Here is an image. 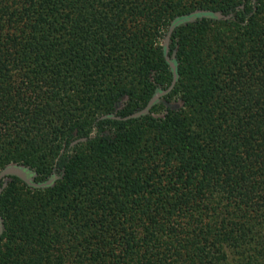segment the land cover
Listing matches in <instances>:
<instances>
[{
  "label": "trees",
  "instance_id": "obj_1",
  "mask_svg": "<svg viewBox=\"0 0 264 264\" xmlns=\"http://www.w3.org/2000/svg\"><path fill=\"white\" fill-rule=\"evenodd\" d=\"M10 164L0 264H264V0H0Z\"/></svg>",
  "mask_w": 264,
  "mask_h": 264
},
{
  "label": "water",
  "instance_id": "obj_2",
  "mask_svg": "<svg viewBox=\"0 0 264 264\" xmlns=\"http://www.w3.org/2000/svg\"><path fill=\"white\" fill-rule=\"evenodd\" d=\"M198 13H200L201 15L207 14V12H204V11L203 12H197L195 14H198ZM195 14H194V17H195ZM215 16L217 18H220L219 13H215ZM192 19H194V18H192ZM174 27H175V24H173L169 27L168 33L166 34L165 41H164L165 60L167 61L168 65L171 69V72H172L171 84L165 89L158 88L156 90V92L154 93V95L149 99V101L147 102L145 107L143 109L139 110L138 112L130 114L124 118L116 117L113 114L105 115V116H102L101 118H112V119H123V120L139 118L141 116L149 114L150 109L156 103H158L164 96H166L167 94H169L171 92V90L173 89V87L177 81V73H176L177 66L175 63V59L173 56L168 55L170 36H171V33H172ZM80 141H84V139L76 140L72 143V145H74ZM35 176H36L35 172L33 170H30L29 168H26V167H23L20 165H16V164H10V165L5 166L0 171V183L5 182V180L9 179L10 177H16L32 188H46V187L51 186L53 184V182L55 181V177H51L47 181L39 183V182L34 181ZM3 187H5V183H3ZM2 232H3V224H2V220L0 219V236H1Z\"/></svg>",
  "mask_w": 264,
  "mask_h": 264
},
{
  "label": "rangeland",
  "instance_id": "obj_3",
  "mask_svg": "<svg viewBox=\"0 0 264 264\" xmlns=\"http://www.w3.org/2000/svg\"><path fill=\"white\" fill-rule=\"evenodd\" d=\"M223 28V27H222ZM165 35H163L162 36V38H160L159 40H158V44L160 45V46H163L164 47V41H165V37H166V32L164 33ZM10 181V178L9 179H6L5 180V187H6V185L8 184V182Z\"/></svg>",
  "mask_w": 264,
  "mask_h": 264
}]
</instances>
